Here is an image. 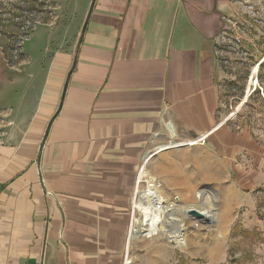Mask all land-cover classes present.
<instances>
[{"label": "crops", "instance_id": "obj_1", "mask_svg": "<svg viewBox=\"0 0 264 264\" xmlns=\"http://www.w3.org/2000/svg\"><path fill=\"white\" fill-rule=\"evenodd\" d=\"M234 3L94 0L86 8L73 41L56 43L35 111L3 112L0 264H125L131 228L144 218L135 206L143 166L152 183L182 188V160L219 167L227 121L218 117L216 41Z\"/></svg>", "mask_w": 264, "mask_h": 264}, {"label": "rangeland", "instance_id": "obj_2", "mask_svg": "<svg viewBox=\"0 0 264 264\" xmlns=\"http://www.w3.org/2000/svg\"><path fill=\"white\" fill-rule=\"evenodd\" d=\"M10 1L8 9L15 3L22 5ZM44 1L37 17L54 20L57 16L56 25L45 22L33 27L23 43L20 41L22 47L14 51V64L5 63L0 53V139L8 127L3 112L16 113L21 105L27 114L35 111L56 43L73 41L93 0ZM51 4L56 5L55 10ZM234 4L235 13L216 41L222 71L218 117L227 121L221 150L214 152L219 167L208 164L201 170L190 164L191 158L182 160L187 161L184 171L188 178L183 188L179 182L152 183L146 176L148 183L142 182L141 190L150 182L163 190L169 206L175 203V220H168L151 238L142 236L145 229L136 224L130 264H264V67L259 72L264 61V0H235ZM23 53L26 58L31 56L28 66L20 65ZM256 89L259 94L248 100ZM211 154L212 150L204 152L205 161ZM177 167L170 177L180 175ZM145 171L154 176L147 163ZM197 206L205 207L209 215L199 219L186 212L192 208L199 211ZM136 216L140 219L141 214ZM173 234L184 243L172 240Z\"/></svg>", "mask_w": 264, "mask_h": 264}, {"label": "trees", "instance_id": "obj_3", "mask_svg": "<svg viewBox=\"0 0 264 264\" xmlns=\"http://www.w3.org/2000/svg\"><path fill=\"white\" fill-rule=\"evenodd\" d=\"M5 1L8 0L0 1V53L3 54L5 63L14 64V51L18 48L21 39L27 36L34 26L39 23L48 22L51 20V17L43 18L40 17L41 15L37 17V13L40 12L39 4H44V0H41L40 3L39 0H18L22 5H17V3H15L16 5L10 9L7 8V5L11 1ZM50 7L52 10H55V6L52 4ZM28 23H30V25H28ZM75 65L76 59L71 68L72 72ZM263 67L264 61L259 65V72L262 71ZM254 94H259V89H256L248 97V100H252Z\"/></svg>", "mask_w": 264, "mask_h": 264}, {"label": "bare ground", "instance_id": "obj_4", "mask_svg": "<svg viewBox=\"0 0 264 264\" xmlns=\"http://www.w3.org/2000/svg\"><path fill=\"white\" fill-rule=\"evenodd\" d=\"M146 176L149 175L147 174L143 166V170L140 175V184L142 178H144L148 183ZM145 191H143V193L145 192L144 198L143 199L140 198V202L135 201V206L138 207L141 213L144 214L143 221L140 220L138 221L139 223L136 224L143 225V223H145V226L144 225L143 227L141 226L142 228L145 229L143 230L142 235L145 234L146 237L151 238L154 237L155 235H158L159 232L162 231L161 229H163L164 225L167 223L168 220H175L173 213V209L175 208V203L171 204V206H169V204L167 205V203L165 202L166 199H164L162 192L159 191L157 186L151 184V182L148 184L147 189ZM198 197H201L200 193L198 194ZM197 208L205 216H208L210 213L205 207L197 206ZM134 229L135 227L132 226L131 233L129 234L130 239L134 237V233H133ZM170 238L172 240H176L179 245H182L184 243V239L174 234Z\"/></svg>", "mask_w": 264, "mask_h": 264}, {"label": "water", "instance_id": "obj_5", "mask_svg": "<svg viewBox=\"0 0 264 264\" xmlns=\"http://www.w3.org/2000/svg\"><path fill=\"white\" fill-rule=\"evenodd\" d=\"M92 3H94V0H93ZM71 72L72 71H70V74H71ZM70 74H69V76H70ZM247 98H248V96H247ZM188 214L191 215V216H193V217L199 218V219L205 218V215L204 214H202L201 212H199V211H197L195 209H189L188 210ZM133 233L136 235V234H138V231L137 230H134Z\"/></svg>", "mask_w": 264, "mask_h": 264}, {"label": "built area", "instance_id": "obj_6", "mask_svg": "<svg viewBox=\"0 0 264 264\" xmlns=\"http://www.w3.org/2000/svg\"><path fill=\"white\" fill-rule=\"evenodd\" d=\"M35 27V26H34ZM26 29V28H25ZM24 37H26V36H24ZM22 40V43H23V38L21 39ZM21 45V47H22V44H19V46ZM18 46V47H19ZM18 49V48H17ZM16 49V50H17ZM141 172H142V169H141V171H140V173L138 174V186H139V183H140V175H141ZM142 182H144V183H146V180L144 179V178H142L141 179V183ZM137 189H138V187H137ZM146 189H147V187H146ZM129 255H130V253H129V251H127L126 252V255H125V264H130V262H131V260H129L130 259V257H129Z\"/></svg>", "mask_w": 264, "mask_h": 264}]
</instances>
